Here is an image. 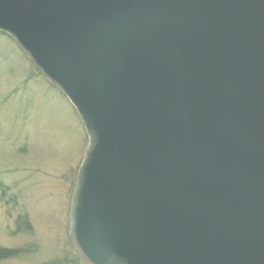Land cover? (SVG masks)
Segmentation results:
<instances>
[{
	"label": "water",
	"instance_id": "1",
	"mask_svg": "<svg viewBox=\"0 0 264 264\" xmlns=\"http://www.w3.org/2000/svg\"><path fill=\"white\" fill-rule=\"evenodd\" d=\"M77 109L86 264H264V0H0Z\"/></svg>",
	"mask_w": 264,
	"mask_h": 264
},
{
	"label": "rangeland",
	"instance_id": "2",
	"mask_svg": "<svg viewBox=\"0 0 264 264\" xmlns=\"http://www.w3.org/2000/svg\"><path fill=\"white\" fill-rule=\"evenodd\" d=\"M88 144L70 99L0 32V246L21 251L0 264H86L69 230ZM21 214L30 231L17 226Z\"/></svg>",
	"mask_w": 264,
	"mask_h": 264
},
{
	"label": "trees",
	"instance_id": "3",
	"mask_svg": "<svg viewBox=\"0 0 264 264\" xmlns=\"http://www.w3.org/2000/svg\"><path fill=\"white\" fill-rule=\"evenodd\" d=\"M1 185L3 186L2 187L3 191L6 192L5 185L3 183H1ZM16 220H17L16 222L17 226L23 228L25 231H30L32 229V224L29 223L27 216L25 214H21ZM20 253L21 251L20 249H17V247L10 248V247L0 246V260L13 258Z\"/></svg>",
	"mask_w": 264,
	"mask_h": 264
}]
</instances>
